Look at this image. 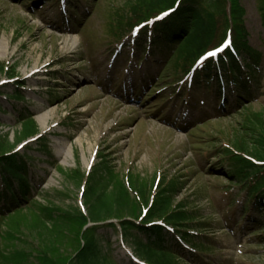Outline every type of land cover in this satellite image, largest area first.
<instances>
[{
	"label": "rangeland",
	"instance_id": "374dc122",
	"mask_svg": "<svg viewBox=\"0 0 264 264\" xmlns=\"http://www.w3.org/2000/svg\"><path fill=\"white\" fill-rule=\"evenodd\" d=\"M132 3L0 0V50L6 51L0 54V139L34 166L28 172L31 210L5 223L13 234L10 250L29 253L28 264H36L38 252L73 256L76 240L44 224L41 208L84 210L88 174L100 155L109 154L119 179L132 175L150 187L160 179L184 184L175 204L186 203L197 222L208 224L191 230L204 236L197 240L208 252L180 253L178 262L264 264V241L243 212L245 192L234 187L222 159L225 147L250 133L253 115L264 118V0H242L249 45L262 61L261 84L245 106L229 90L220 101L214 90L188 89L171 65L153 64L160 56L131 59L137 54L132 35L125 32L118 41L111 29ZM73 4L75 12L68 10ZM21 115L31 116L33 137L21 134ZM101 229L112 263L144 264L130 242L112 228Z\"/></svg>",
	"mask_w": 264,
	"mask_h": 264
},
{
	"label": "trees",
	"instance_id": "16d2710c",
	"mask_svg": "<svg viewBox=\"0 0 264 264\" xmlns=\"http://www.w3.org/2000/svg\"><path fill=\"white\" fill-rule=\"evenodd\" d=\"M62 1L56 0L60 3L57 6H62ZM131 5L111 29L118 41L125 32L132 35L131 46L137 54L131 59L141 62L160 56L153 64L171 65L176 75L187 78L186 86L190 90L197 93L214 90L220 101L229 90L236 94L238 105L245 106V100L252 101L261 84L262 61L261 54L249 45L242 0H133ZM68 10L75 12L77 7L73 4ZM227 40L230 45L225 50L203 60L208 52L220 49ZM0 69L3 70L2 66ZM177 96L186 99V94ZM12 97L19 101L24 98L18 94ZM30 120L31 116H22L19 120L24 138L36 133L35 126H28ZM248 126L250 133L225 147L222 159L234 187L245 192L246 222H255L257 230L253 234L261 242L264 241L261 233L264 231L263 116L253 115ZM10 148L0 139V264H28L29 253L10 250L8 243L13 234L5 223L16 213L31 210L27 203L33 189L28 172L34 166L31 157L21 156ZM44 150L51 156L46 145ZM100 159L84 185V210L41 208L44 214L39 218L44 224H51L50 229L56 233H70L76 240L75 254L67 259L38 252L36 264H114L104 250L100 234L104 226L130 242L137 258L146 264H182L178 262L180 253L208 252L197 240L204 236L191 232L202 230L208 224L197 222L198 215L187 210L186 203L175 204L184 189L182 182L160 179L158 185L150 187L132 175L125 181L115 174L109 154L100 155ZM251 213L258 215V219L254 220ZM111 220L116 223L100 225Z\"/></svg>",
	"mask_w": 264,
	"mask_h": 264
},
{
	"label": "snow or ice",
	"instance_id": "6c2138e0",
	"mask_svg": "<svg viewBox=\"0 0 264 264\" xmlns=\"http://www.w3.org/2000/svg\"><path fill=\"white\" fill-rule=\"evenodd\" d=\"M218 54V51H210L207 53V57H215Z\"/></svg>",
	"mask_w": 264,
	"mask_h": 264
},
{
	"label": "bare ground",
	"instance_id": "6f19581e",
	"mask_svg": "<svg viewBox=\"0 0 264 264\" xmlns=\"http://www.w3.org/2000/svg\"><path fill=\"white\" fill-rule=\"evenodd\" d=\"M6 51L3 50H0V54L4 55ZM2 57V56H1Z\"/></svg>",
	"mask_w": 264,
	"mask_h": 264
}]
</instances>
